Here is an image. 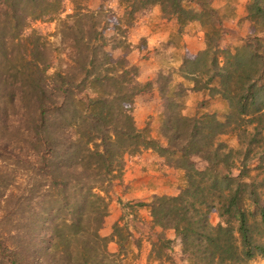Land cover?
Returning a JSON list of instances; mask_svg holds the SVG:
<instances>
[{"label":"trees","instance_id":"obj_1","mask_svg":"<svg viewBox=\"0 0 264 264\" xmlns=\"http://www.w3.org/2000/svg\"><path fill=\"white\" fill-rule=\"evenodd\" d=\"M115 4L116 25L122 19L127 30L157 7L172 24L175 47L183 33L202 32V50L179 56L174 72L157 74L158 91L180 104L174 113L160 111L156 126L150 116L135 124L132 101L143 88L136 71L105 50L99 13L86 0H0V264H133L139 238L126 222L113 223L108 235L100 229L125 158L145 150L176 171L178 190L135 203L150 216L146 264L162 257L171 264H247L264 256V175L248 173L264 165V0H246L254 34L232 50L218 47L226 16L210 0ZM35 20L56 23L57 43L31 27ZM162 46L155 53L161 58L169 54ZM205 91L221 104L205 103L197 94ZM230 115L235 132L223 128ZM244 124L251 130L240 153L219 137L235 136L239 145ZM253 144L261 150L249 157Z\"/></svg>","mask_w":264,"mask_h":264},{"label":"crops","instance_id":"obj_2","mask_svg":"<svg viewBox=\"0 0 264 264\" xmlns=\"http://www.w3.org/2000/svg\"><path fill=\"white\" fill-rule=\"evenodd\" d=\"M240 3L242 9H236L235 14L222 21L219 48L231 49L246 36L244 25H249L245 12H243L246 0H239L238 6ZM217 4L221 7L223 1L219 0ZM152 12L155 16L150 18L149 14ZM149 14L137 15L138 20L135 19L126 36L129 48L125 57L127 62L136 69V81L149 84L147 88H143L133 97L132 115L137 126H141L149 116L157 115L161 111L163 96L159 93L155 81L159 70H171L172 68L174 72L180 63V58H193L198 51L204 48L200 30L183 33L179 40L181 47L170 45L169 36L173 31L172 24L160 18L157 9ZM163 44H167L166 51L169 52L163 57L164 59L155 54L157 50L162 49ZM162 59L166 61V64L161 65ZM174 77L177 80L182 79L178 74H174ZM197 94L202 96L205 103L221 104V101L215 97L216 95L210 96L206 91ZM191 103V98H188L184 103L186 108L183 111L189 109ZM212 106L216 107V104ZM175 173L176 171L165 165L155 152L146 150L125 159L120 177L114 180L109 188L107 214L103 218L100 232L108 235L113 223L126 222L128 230L135 238H139L140 246L133 264H146L150 248L148 238L150 216L146 208L136 207L135 203L148 202L154 195H175L178 191L175 186ZM154 229L158 230L157 227ZM169 233L170 231L167 230L166 235L170 236ZM107 248L110 252H115L117 249L113 240L108 241ZM151 264L161 263L153 261Z\"/></svg>","mask_w":264,"mask_h":264},{"label":"rangeland","instance_id":"obj_3","mask_svg":"<svg viewBox=\"0 0 264 264\" xmlns=\"http://www.w3.org/2000/svg\"><path fill=\"white\" fill-rule=\"evenodd\" d=\"M218 1L219 0H210V3L214 8H216L218 10H219V8H221L220 10H221L222 14L224 16H226V18H224V20H226L231 15L235 14L236 9H242L241 3H240V6H238L239 0H228V1L220 0V1H223V4L221 7L219 6V4H217ZM86 4L91 9H96L99 13V15L97 16V20L100 22V25L102 28V30H101L102 35L105 38V40L107 41L106 42L107 45L105 46V50L109 53V55L111 56V58L113 60L119 59L120 61L123 62V64L125 66H127L128 68H131L132 71L133 70L136 71L135 67L130 65L127 62L126 57H125V53H126L127 49L129 48V46H128L129 43L126 42V36L128 35L130 30L129 29L127 30V28L124 27V25H123L124 21L122 19L118 20L119 25H116L117 24L116 18L120 14L121 9L116 8L115 0H86ZM245 4L243 6V12H245L247 23L249 25H244V29L246 30V36L248 37V36H252L254 34V32H253L254 31V27H253L254 23L252 20H250L247 17ZM224 6H225V8H224ZM69 7H70V5L68 3H66L65 12H67V13L70 12ZM155 9H157V7H152V8L149 7L145 13L149 14V12H151L152 10H155ZM157 11H158V9H157ZM154 16H155V13H153V12L149 14L150 18H153ZM120 17H118V18H120ZM138 18L139 17L136 18V21L138 20ZM31 27L34 28L35 30L39 31L43 35L47 34V36H46L47 39L50 42H52L53 44L57 43L58 37L55 34L56 23L54 21L35 20V21L31 22ZM258 35L263 37L264 33L259 32ZM244 38L241 40V42H239L237 44L240 45L242 43V41L244 40ZM116 44H120L122 46V48L121 49L114 48L113 45H116ZM232 49L233 48H231L230 50H232ZM218 55H220V54L218 53ZM218 61L219 62L222 61L221 56L218 57ZM158 77L161 78L160 75H158ZM135 80H136V78H135ZM138 84H139L138 86L142 87V88H147L149 85L148 82H147V84H145V83H138ZM181 90L182 89L180 87L175 88L176 93L180 94ZM160 94L163 96V101H162L163 105L161 108V113L167 114V113L176 112L177 111L176 106L180 104L179 99L177 101L176 100L173 101L171 98H167L166 96H164V94H162V93H160ZM173 99H175V98H173ZM132 109H133V101H132ZM206 113H209V111ZM11 114H12L11 115V118H12L14 116L13 112ZM196 114L198 116V111L195 112V115ZM155 116L156 115H151L150 119L148 120V122L151 126H156ZM233 117H234L233 115H230L227 118L229 123L225 127H223L225 131L235 132L234 129L232 128V127H234V124L231 122ZM244 125L246 126L247 134L246 133L241 134V138L243 141L242 142L240 141L239 145L236 142L235 136H231V135L223 136L222 135L219 137V139L221 141L225 142L227 144V147H229V148L232 147L233 149H238L240 151V153H242L245 146H246L244 142H245V140L248 139L249 131L251 130L250 129L251 124H244ZM151 129H153V127ZM255 145L256 144H253V146H251L252 151L249 154V157L252 156V154L255 153L256 151L261 150V146L257 148V147H255ZM142 152H144V151H142ZM131 157H133V156H131ZM192 161L196 165V167H198V168L202 167L204 164V162L201 159H199L198 157H192ZM232 162L235 164L236 167H238V164H239L238 156L237 157L234 156V160ZM231 170H235V169L232 168ZM248 173L251 175L257 174L258 177H261L264 175V165L261 169H254V170H250V171L248 170ZM259 192H260V200L262 202H264V189H261ZM209 220H210L211 224H213V225L219 221V218L217 217L216 211L212 210L209 213ZM161 259H163V262L161 264H171L167 260H165L163 257ZM247 264H264V256H256L252 260H250Z\"/></svg>","mask_w":264,"mask_h":264}]
</instances>
